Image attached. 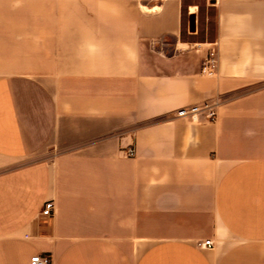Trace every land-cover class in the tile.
Wrapping results in <instances>:
<instances>
[{"label": "crops", "instance_id": "0c3cea01", "mask_svg": "<svg viewBox=\"0 0 264 264\" xmlns=\"http://www.w3.org/2000/svg\"><path fill=\"white\" fill-rule=\"evenodd\" d=\"M214 3L0 0V264H264V0Z\"/></svg>", "mask_w": 264, "mask_h": 264}, {"label": "built area", "instance_id": "2783aa9c", "mask_svg": "<svg viewBox=\"0 0 264 264\" xmlns=\"http://www.w3.org/2000/svg\"><path fill=\"white\" fill-rule=\"evenodd\" d=\"M218 65V51L216 48L211 49L204 59L203 71L209 74L214 73V69ZM202 110H205L211 119H215L217 116L216 104L205 102L204 104L195 103L192 105L180 107L176 112L179 116L190 115L193 119H198ZM126 155H135L136 148L132 145L124 149ZM55 202L53 199H47L43 205L41 213L46 216H50L54 213ZM200 244L213 247L214 239L208 238L202 241ZM29 264H53L52 258L43 253H34L31 255Z\"/></svg>", "mask_w": 264, "mask_h": 264}, {"label": "rangeland", "instance_id": "374dc122", "mask_svg": "<svg viewBox=\"0 0 264 264\" xmlns=\"http://www.w3.org/2000/svg\"><path fill=\"white\" fill-rule=\"evenodd\" d=\"M184 5H192L196 14V29L189 27V12L184 13L183 36L189 39L190 36L196 38H214L216 32V7L214 0H184ZM186 10V9H185Z\"/></svg>", "mask_w": 264, "mask_h": 264}, {"label": "water", "instance_id": "95a60500", "mask_svg": "<svg viewBox=\"0 0 264 264\" xmlns=\"http://www.w3.org/2000/svg\"><path fill=\"white\" fill-rule=\"evenodd\" d=\"M189 27L191 30L196 29V14L195 13H191L189 15ZM164 41H167V38H165Z\"/></svg>", "mask_w": 264, "mask_h": 264}]
</instances>
